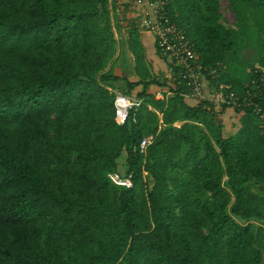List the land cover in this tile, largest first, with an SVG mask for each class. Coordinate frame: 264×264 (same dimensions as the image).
<instances>
[{
	"label": "trees",
	"instance_id": "1",
	"mask_svg": "<svg viewBox=\"0 0 264 264\" xmlns=\"http://www.w3.org/2000/svg\"><path fill=\"white\" fill-rule=\"evenodd\" d=\"M221 1L166 12L207 89L242 95L264 64V0H226L233 26ZM136 13L129 0H0V264H264V118L231 108L228 128V107L189 104L170 62L154 71ZM115 91L139 100L122 124ZM253 99L264 114V89Z\"/></svg>",
	"mask_w": 264,
	"mask_h": 264
},
{
	"label": "built area",
	"instance_id": "2",
	"mask_svg": "<svg viewBox=\"0 0 264 264\" xmlns=\"http://www.w3.org/2000/svg\"><path fill=\"white\" fill-rule=\"evenodd\" d=\"M137 11L138 27L141 31L154 37L160 54L165 57L173 67L176 75L190 86L189 97L208 100L216 107L240 108L252 106L256 114L262 119L264 114L261 107L254 102V97L261 94L264 89V64L255 68L254 77L251 79V88L239 95L223 82L211 89H207L204 68L196 64V53L193 44L187 39L184 31L174 24L166 12L169 0H129ZM212 78L218 76L217 68H208ZM159 95L160 93H156ZM138 99L128 97L115 91V122L122 124L128 110L137 105ZM154 139L153 134L144 136L139 143L140 152H145L146 146ZM109 178L116 184L132 186L128 177H121L118 173H109Z\"/></svg>",
	"mask_w": 264,
	"mask_h": 264
},
{
	"label": "crops",
	"instance_id": "3",
	"mask_svg": "<svg viewBox=\"0 0 264 264\" xmlns=\"http://www.w3.org/2000/svg\"><path fill=\"white\" fill-rule=\"evenodd\" d=\"M141 38L142 41L145 45L146 51H147V56L152 60L153 65H154V71L155 72H162L165 76L168 74V66L167 63H169V61L166 59L163 60L162 58L158 57L155 51V44H154V37L146 32L141 31ZM116 70H119L118 68ZM157 93H159L157 91ZM135 98V97H134ZM186 101L189 104H194L195 103V99L194 98H190L187 97ZM234 112L233 109L231 108H227L225 109L224 113L222 114V119L225 123V125L229 128L231 125V118L234 116Z\"/></svg>",
	"mask_w": 264,
	"mask_h": 264
},
{
	"label": "rangeland",
	"instance_id": "4",
	"mask_svg": "<svg viewBox=\"0 0 264 264\" xmlns=\"http://www.w3.org/2000/svg\"><path fill=\"white\" fill-rule=\"evenodd\" d=\"M220 11H221V13L223 15V20L222 21L228 26H233L234 22H235L234 14L230 10V8L228 6V2L226 0L221 1ZM116 72L118 73L119 70H116ZM119 90L121 92V88H119ZM127 96L128 97H134L135 96V92H132V93L128 94Z\"/></svg>",
	"mask_w": 264,
	"mask_h": 264
}]
</instances>
